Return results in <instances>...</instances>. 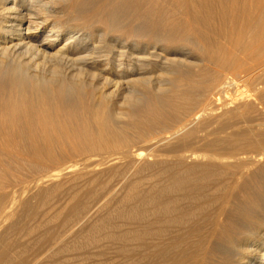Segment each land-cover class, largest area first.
<instances>
[{
  "label": "bare ground",
  "instance_id": "6f19581e",
  "mask_svg": "<svg viewBox=\"0 0 264 264\" xmlns=\"http://www.w3.org/2000/svg\"><path fill=\"white\" fill-rule=\"evenodd\" d=\"M70 2L0 0V225L48 188L73 236L128 187L148 264H264V0Z\"/></svg>",
  "mask_w": 264,
  "mask_h": 264
},
{
  "label": "rangeland",
  "instance_id": "374dc122",
  "mask_svg": "<svg viewBox=\"0 0 264 264\" xmlns=\"http://www.w3.org/2000/svg\"><path fill=\"white\" fill-rule=\"evenodd\" d=\"M88 1L89 0H87L86 2ZM86 2H84L83 0H71L70 3L64 6V9L70 13L74 11L76 15L81 16L83 14L85 15L88 10H91L98 4V2H96V4L95 3L91 4L90 2L88 3ZM68 15L69 17H67ZM67 16H64V19L62 17V20L63 21L65 20V22L67 21L68 23L70 22L69 24H76L79 22L76 19L73 20L74 17H72V14H67ZM65 17L69 19H66ZM75 20L78 22H75ZM65 22H64V25H69L67 23L65 24ZM94 29L93 28L88 29V31H91V30L95 31L93 39L97 42L101 41V43H103L102 45L106 47V45H108V43L110 42L111 38H113L114 35H112L111 33L105 32L103 29H102L103 32L101 29H97V30L96 29L94 30ZM96 33L98 36L96 35ZM108 34L109 36H111L110 40H108L109 38L107 39L106 37L108 36ZM170 44L173 45L177 43L171 42ZM194 54L195 55H193V57L194 56L195 57L193 59L197 57L199 58L198 53L195 52ZM154 72L155 71L153 70L151 74L153 78L157 76L156 74H158V73L155 74ZM145 180H146V177H145ZM91 186L94 187L95 185H91ZM140 187L141 188H139V190L146 192L150 186L148 182L145 181L143 183L142 182L140 183ZM17 188L18 186H16L15 189ZM127 188L125 190L123 189V191L120 192V195H118L119 197H116L117 201L115 199V202L112 203V205L109 206V208L106 209L103 212V214L99 215L98 218L96 217L95 220L91 222L90 224H88L82 231H80V229L82 228H80L79 230L77 229V231L75 232L73 236H70V234L68 235L69 231L66 232L68 226H65V223L67 222L66 219L69 215L68 211L63 210L62 212H60L58 210H54L56 206L55 204L56 201L55 199L51 198L53 197V194L51 195L52 193L51 189L45 188L40 191L34 190L35 192L31 191V193L30 192L28 193L27 191V196H26V192H23L22 200L23 202L25 201V205H23V207L19 209L14 219L6 218V220H4L5 223L2 222V224L0 225V235H2L0 237V248H1L0 251L5 248L3 255L5 256L9 255L8 258H10V260L12 259L14 260L16 257L18 258L25 257V258L32 259L33 261L34 257L36 258L38 254V255H41L40 258L45 261H57V262L61 261V263L63 264H148L152 256L149 255V252L147 250V246H148L147 241H146L147 237L140 234L141 232L144 234L143 232L144 230L140 228V232H139L140 238L141 236H143V238H141L142 240L137 239L139 237L135 238L136 236L133 238V236L137 234L136 232L137 229L133 227V224H135L136 222L140 224H144L145 218L143 219L141 218L143 216L141 217L139 216V220H138L136 218L131 217L133 219L131 221V218L129 217L130 216L129 210L132 207L134 208L140 205L141 208L144 209V205L140 204V201L135 200V199H131V200L128 199L127 201V198H126L127 195L133 192V190L131 191V189L128 188L130 190L129 191ZM87 190H89V187L87 189H84L83 192H81L82 193L81 196L83 199H86L88 197V195L86 194ZM154 190L159 192L158 187H155ZM127 191L129 193H127ZM63 197L65 198L67 196L63 195L61 196V199H63ZM124 198L126 199L124 200ZM62 201H66V200L63 199ZM123 201H126V202H123ZM11 202L13 203V200H11V195H10V199L7 201V204H6L8 210H9L10 205L12 204ZM57 204H59V202ZM40 207L41 208L43 207V208L41 209ZM127 219H129L130 221ZM101 220L103 221L99 223ZM128 222L131 224H129ZM100 224H101V227H100ZM9 225L11 226V228H9L10 227ZM128 233L131 236H129ZM122 235H124L123 238H122ZM159 242L160 241L158 240L157 243ZM8 263L12 264L10 262Z\"/></svg>",
  "mask_w": 264,
  "mask_h": 264
}]
</instances>
